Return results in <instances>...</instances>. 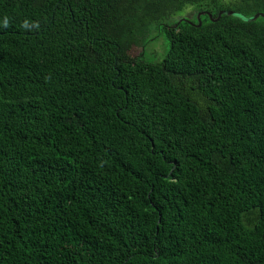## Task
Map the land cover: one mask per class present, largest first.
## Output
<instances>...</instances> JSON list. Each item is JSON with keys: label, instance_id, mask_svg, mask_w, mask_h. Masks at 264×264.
Returning a JSON list of instances; mask_svg holds the SVG:
<instances>
[{"label": "trees", "instance_id": "obj_1", "mask_svg": "<svg viewBox=\"0 0 264 264\" xmlns=\"http://www.w3.org/2000/svg\"><path fill=\"white\" fill-rule=\"evenodd\" d=\"M258 13L0 0V264H264Z\"/></svg>", "mask_w": 264, "mask_h": 264}, {"label": "rangeland", "instance_id": "obj_2", "mask_svg": "<svg viewBox=\"0 0 264 264\" xmlns=\"http://www.w3.org/2000/svg\"><path fill=\"white\" fill-rule=\"evenodd\" d=\"M191 12V7H188L187 9H184L182 12L179 13V15L184 16L186 13ZM155 38L146 48V57L153 61H159L163 58L166 50H167V42L165 38L158 34L157 32H154ZM158 34V35H157ZM132 55H137L141 52V48L139 47H133L131 49Z\"/></svg>", "mask_w": 264, "mask_h": 264}, {"label": "water", "instance_id": "obj_3", "mask_svg": "<svg viewBox=\"0 0 264 264\" xmlns=\"http://www.w3.org/2000/svg\"><path fill=\"white\" fill-rule=\"evenodd\" d=\"M258 15L264 16V13H258L254 16V18H256Z\"/></svg>", "mask_w": 264, "mask_h": 264}]
</instances>
